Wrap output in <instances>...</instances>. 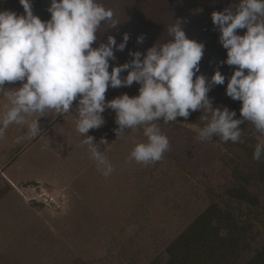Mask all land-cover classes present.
<instances>
[{"label": "clouds", "instance_id": "clouds-1", "mask_svg": "<svg viewBox=\"0 0 264 264\" xmlns=\"http://www.w3.org/2000/svg\"><path fill=\"white\" fill-rule=\"evenodd\" d=\"M19 3L24 14L0 11V99L6 101L0 107V138L12 124L28 128L26 137L17 138L16 143L35 138L41 130L40 119L48 112H74L76 130L85 137L81 144L88 146L96 167L108 177L114 167L100 145H106L107 150L111 144L103 137L95 143V137L88 135L105 124L102 114L106 109L116 114L118 140L128 129L143 128L147 140L135 145L130 159L145 165L161 160L170 148L158 121L167 124L200 111V119L206 123L198 129V140L215 136L225 143L239 142L241 125L249 122L259 133L253 159L260 161L264 156V0H237L211 14L220 32L219 42L227 50V59L220 64L235 66L226 95L242 102L240 119L228 107L213 106L209 92L224 85L226 77L219 68L210 80L197 75L205 44L187 37L183 19L167 26L166 42L155 43L146 54L130 52L134 57L130 62L112 67L115 51H124L130 36L125 33L123 42L117 44L109 35L106 43L93 47L98 32L120 25L114 11L100 0H51L48 21L34 15L31 0ZM241 29H246L243 35L238 34ZM144 39L141 35L137 43ZM125 71L128 74L122 78ZM16 82L21 86L5 87ZM133 83L140 85L137 96L123 94L106 100L109 87Z\"/></svg>", "mask_w": 264, "mask_h": 264}, {"label": "rangeland", "instance_id": "rangeland-1", "mask_svg": "<svg viewBox=\"0 0 264 264\" xmlns=\"http://www.w3.org/2000/svg\"><path fill=\"white\" fill-rule=\"evenodd\" d=\"M185 3L194 23V5L203 16L211 0ZM198 28L202 22L189 39ZM100 42L107 40L98 37L93 47ZM73 114L48 112L32 139L16 143L28 133L16 124L0 138V176L13 188L0 201V264H150L207 208L208 176L201 185L165 153L137 163L130 153L147 138L129 131L104 152L114 167L105 177L81 144Z\"/></svg>", "mask_w": 264, "mask_h": 264}, {"label": "trees", "instance_id": "trees-1", "mask_svg": "<svg viewBox=\"0 0 264 264\" xmlns=\"http://www.w3.org/2000/svg\"><path fill=\"white\" fill-rule=\"evenodd\" d=\"M106 8H111L119 21L116 29L97 33V37L106 41L109 33L123 42V35L129 34L130 39L124 51H115L116 60L110 61L112 67L130 62L134 57L130 52L146 51L155 43H164L163 38L167 26L176 19L187 20L186 0H100ZM34 15L42 21H48L51 14L47 11L51 0H31ZM237 0H211L210 6L202 16L194 5L195 21L183 23L188 38L193 25L201 24L203 31L198 28L194 40L205 44L204 56L200 62V73L209 80L219 68L225 75L224 85H216L209 92L214 107H228L237 113L240 119L242 102L234 101L226 95L228 79L235 71V66L221 65L227 59V50L219 42L220 32L212 22L214 11H223L233 6ZM196 3V0H195ZM11 10L24 14L19 0H0V11ZM234 10V9H233ZM189 19V17H188ZM193 23V24H192ZM246 29L238 30L243 35ZM108 35V36H106ZM145 37L143 43H137L138 37ZM111 72V67L109 69ZM127 71L121 74L124 78ZM140 85L133 83L130 87L111 88L106 92V100L110 101L123 94L130 97L139 94ZM105 124L99 129H93L91 136L95 143L106 138L109 144L118 141L114 129L115 112L106 109L102 114ZM200 111L192 112L187 118L178 117L177 121L165 124L162 120L157 124L162 133L169 139L170 148L165 152L173 158L178 167L189 176L201 179L208 176L209 187L207 208L196 217L179 236L172 241L165 251L150 264H264V156L260 161L253 159L255 145L258 143L254 126L245 122L241 125L242 135L239 142H222L219 137L213 140L200 141L197 139L198 129L205 126L201 120ZM92 131V130H91ZM89 131V133L91 132ZM102 131V133H100ZM139 131L143 128L128 129L126 132ZM125 132V133H126ZM105 152L106 145H100ZM3 179V178H2ZM1 179L0 201L3 196L13 189L9 183ZM4 181V182H3ZM35 185L34 183L25 186ZM206 186V184L204 185Z\"/></svg>", "mask_w": 264, "mask_h": 264}]
</instances>
